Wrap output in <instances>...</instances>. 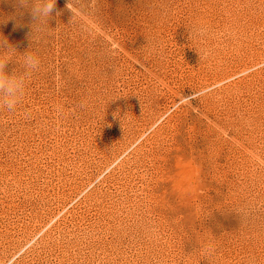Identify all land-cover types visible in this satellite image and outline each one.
<instances>
[{"label": "rangeland", "instance_id": "1", "mask_svg": "<svg viewBox=\"0 0 264 264\" xmlns=\"http://www.w3.org/2000/svg\"><path fill=\"white\" fill-rule=\"evenodd\" d=\"M33 23L0 0V37L41 60L0 111V264H264V0H56Z\"/></svg>", "mask_w": 264, "mask_h": 264}, {"label": "clouds", "instance_id": "2", "mask_svg": "<svg viewBox=\"0 0 264 264\" xmlns=\"http://www.w3.org/2000/svg\"><path fill=\"white\" fill-rule=\"evenodd\" d=\"M17 3L20 7L30 10L34 21L32 25L33 37L35 33L43 32L47 28L48 19L55 10L56 0H17ZM189 33L191 42L203 41L208 35V29L204 25L195 24L189 28ZM195 49L202 59L204 55L202 50ZM14 58L23 70L13 71L9 74L6 67ZM40 67L41 60L36 54L28 51L18 55L15 48L8 44L5 38L0 37V111L14 112L17 110L26 95L28 82ZM235 211L240 214L242 223L251 220L255 213V209L249 206H242Z\"/></svg>", "mask_w": 264, "mask_h": 264}]
</instances>
